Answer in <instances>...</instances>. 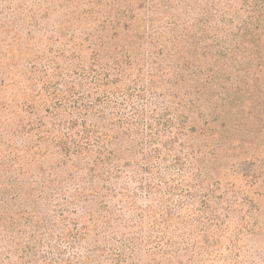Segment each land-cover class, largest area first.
Instances as JSON below:
<instances>
[{
	"label": "trees",
	"instance_id": "1",
	"mask_svg": "<svg viewBox=\"0 0 264 264\" xmlns=\"http://www.w3.org/2000/svg\"><path fill=\"white\" fill-rule=\"evenodd\" d=\"M173 1L183 4L187 12L194 10L191 28L195 31L166 22L170 35L162 37L154 28L157 17L162 21L171 17L156 4L157 0H64L62 14L75 26L74 33L67 38L70 44L64 43L68 55L62 56L67 64L63 76L69 80L59 83L54 74L31 65L22 72L24 78L9 98V104L22 113L11 110L18 118L22 119L25 112L33 115L34 110L45 111L31 131L42 138L44 150L55 157L57 168L71 172L73 178L83 173L99 189L110 193L114 202L111 207L102 196L105 199L98 202V209L103 214L90 219L103 226L92 228L95 235L110 230L112 221L113 227L123 230L133 225L134 231L115 240L118 250L138 247V234L145 231L142 240L146 238L148 264H161L162 259L164 264H171L181 252L197 246L189 242L186 230L196 241L199 231L208 229L195 219L202 214L201 208L207 207L196 198L205 179L217 175L215 161L225 146L217 138L213 139L215 146H209L211 139L205 138L210 110L213 108L215 114L226 108L235 112L247 105L249 102L230 100L228 90L232 94L249 92L250 83L264 71V29L260 30L264 28V0H224L222 7L215 8L211 7L215 5L213 0ZM232 2L243 7L232 9L225 17ZM134 3L143 9V18L136 15ZM239 13H243V19ZM125 18L132 23L126 25ZM210 18L219 24H211ZM227 24L232 29L225 28ZM9 32H4L6 39H12L20 48L21 44ZM223 32L230 41L228 48L220 46L218 53L209 52L207 40L214 34L223 40ZM4 57L5 54L1 61ZM242 62L245 68L240 66ZM233 70L237 75L231 80L229 71ZM209 86H217L219 94L209 93ZM148 101L152 104L149 109L145 106ZM250 106L247 116L253 117ZM195 112L203 122L200 129L190 125L189 114ZM33 133L24 131L20 123L14 125L11 135L23 144L13 146L5 142L6 160L0 168L6 169L8 180L25 175L33 181L44 175L40 168L37 174L26 172L33 171V162L40 155L31 139ZM196 138L199 139L195 146ZM205 154L210 157L205 158ZM122 167L133 171L123 174ZM144 172L148 177L145 183ZM122 179L131 180L139 191L143 190L151 204L145 209L136 207L134 201L139 194H131L124 187H120V198L116 200V193L107 184H117ZM29 190H37L39 198L47 195L34 182ZM188 190L195 196H190ZM90 192L96 193L92 188ZM123 204L129 206L136 221L110 217ZM195 205L199 208L194 209ZM58 235L59 239L65 238L63 233ZM116 250L108 252L114 257L106 258L107 262L125 264Z\"/></svg>",
	"mask_w": 264,
	"mask_h": 264
},
{
	"label": "rangeland",
	"instance_id": "2",
	"mask_svg": "<svg viewBox=\"0 0 264 264\" xmlns=\"http://www.w3.org/2000/svg\"><path fill=\"white\" fill-rule=\"evenodd\" d=\"M213 2L215 5L211 7L215 8L222 7L225 1ZM63 3L64 0H0V58L5 54L4 60L0 59V165L6 160L5 142H11L13 146L23 144L21 139L11 135L14 125L20 123L24 131L33 133L31 130L36 127L38 118L45 114L43 109L34 110L35 114L25 112L21 119L11 112L13 109L21 113L13 104H9V98L22 82V72L33 65L38 70L54 74L59 83L69 80L63 76L67 64L62 56L68 55L65 52L68 46H64V43L70 44L67 38L74 33L75 26L63 16ZM156 4H159L161 10H167L171 17L169 21H162L161 17H157L158 22L154 28L162 37L168 38L170 35L166 22L181 25V29L187 27L188 31H195L191 28L195 18L194 10L187 12L183 4L178 5L173 0L169 3L157 0ZM136 5L134 3L132 6L136 15L143 18V9ZM229 6L225 17H229L232 9L239 10L243 7L237 2H232ZM239 15L244 18L243 13ZM123 22L127 25L132 20L125 18ZM209 22L219 24L215 18H210ZM225 28L232 29V26L227 24ZM7 29L10 30L9 36H15L16 43L21 44L20 48L16 47L17 44L12 39H6L4 32ZM262 29L264 28L260 30ZM220 35L223 40H218L220 38L217 34L207 40L209 52L218 53L220 46L228 48L230 45L225 33ZM63 36H66L65 39ZM200 61L204 62V59L200 58ZM69 62L70 60L67 61ZM240 66L245 68L246 64L242 62ZM211 67L215 69L214 66ZM229 73L231 80L236 78V71ZM250 84L252 88L249 92L242 90L241 93L232 94L228 90L230 100L249 102L247 105L237 108L235 112L226 108L215 114L213 108L210 110L205 138L211 139L209 146H215L214 138H217V142H225V146L222 148V155L215 161L217 175L205 179L196 198L207 207L201 208L202 214L199 213L195 219L206 224L208 229L199 231L196 241L191 232L186 230L189 242L197 246L181 252L178 259L171 260V264H264V71ZM208 89L213 95L220 92L217 86H209ZM145 104L147 109L152 106L149 101ZM248 105H251L249 112L253 117L247 116ZM197 115V112L189 114L190 125L200 129L203 122ZM35 134L31 139L40 155L33 162V171L26 172L37 174L40 168L44 175L37 176L33 181L25 175L8 180V172L0 168V264H112L106 258L111 260L114 257L113 254L108 255V252L118 248L115 247L118 246L115 240H122L135 227L129 224L125 230L115 228L112 221L109 224L110 230L95 235L92 228L103 229V226L98 222L94 224L90 219L103 214L98 209V202L103 197L106 198L107 206L111 207L114 202L110 199V193L104 188L99 189L83 173H77L73 178L71 172L57 168L55 157H50L45 152V143ZM198 139L193 143L195 146ZM209 157L205 154V158ZM124 162L125 159L121 164ZM142 163H145L144 158ZM132 171L133 168L122 167L123 174ZM142 174L145 183L148 177L145 172ZM163 175L166 178L164 173ZM33 182L36 188L47 194L44 198L38 197L37 190L30 192L29 186ZM45 184L51 186L46 188ZM107 186L116 193L113 194L116 200L120 198L117 194L121 191L120 187H124L131 194H139L134 201L136 207L145 209L146 205L151 204L143 190L139 191L129 179H122L117 184L111 181ZM90 188L96 193L90 192ZM191 191L188 190L190 196H195ZM117 208L110 217H120L127 222L136 221L127 204ZM198 208L197 205L194 209ZM68 221L71 223L68 224ZM92 223L97 226L94 227ZM54 224L55 227L52 226ZM59 233H63V237L65 234V238L59 239ZM145 235V231L138 234L141 242L138 247L116 250L125 264H148L146 238L142 240ZM161 262L164 264L163 259Z\"/></svg>",
	"mask_w": 264,
	"mask_h": 264
}]
</instances>
